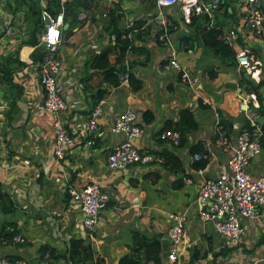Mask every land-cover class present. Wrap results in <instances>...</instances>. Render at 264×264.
Segmentation results:
<instances>
[{"label":"crops","instance_id":"crops-1","mask_svg":"<svg viewBox=\"0 0 264 264\" xmlns=\"http://www.w3.org/2000/svg\"><path fill=\"white\" fill-rule=\"evenodd\" d=\"M7 1L0 0V53H9L19 48V58L28 64L13 73L14 80L21 87L18 98L8 94V90L0 82V157L4 161L0 167V180L8 199L18 205L12 219H16L19 233L24 235L28 243L3 244L0 240V254L10 257L13 255L11 258L25 257L28 264H55L51 259L41 258L36 251L43 243L55 247L64 246L61 239L51 234V226L47 221V215L51 213L58 215V227L62 234L83 237L102 257L103 264H115L118 257L128 251L132 229L141 230L145 234L158 232L162 242L167 225L166 214L178 211L185 216L186 229L178 252L195 248L201 255L207 249L206 255L198 258L194 264H213L211 251L217 250L222 241L214 232L210 221L199 219L195 195L203 177L215 175L218 167L225 163L227 152L215 145L213 136L220 114L242 113L239 95L242 92L236 85L234 65L229 64V57L213 53L203 43L201 29L219 24L220 37L225 40L223 27L236 28L240 23L239 0H221L223 5L214 10L215 18L208 22L203 21L205 16L201 14L194 15V20L189 22L191 14L178 3L157 7L155 0H96L97 4L91 7L94 20L86 18L80 26L74 25L66 37L62 30L57 51L62 61L58 79L67 108L59 116L66 131L79 140L59 159L51 152L53 135L50 122L53 115L43 108V91L37 82L36 62H31L29 57L33 46L20 45V40L27 34L28 21L24 12L26 6L20 0H12L15 11L10 23L2 31L3 23L10 14ZM114 6L121 13V24L135 18H146L152 24L150 38L144 43L150 56L144 64H134L131 67L136 79L142 82L139 88L130 90L126 84L119 83L112 88L107 86L98 98L101 100V113L97 117V128L92 133L93 142L87 145L83 143L84 137L89 133L85 128L87 112L96 99L94 91L103 81L99 70L85 69L83 60L107 42L108 35L101 28V18ZM259 6L264 15V0H259ZM82 12L89 14L90 10L82 9ZM162 22H172L174 25L167 33V38L181 64L191 69L206 68L213 72V76L209 73V79L193 93L178 80L173 69L164 65L163 54L170 51L171 47L162 45L153 37ZM66 26L63 23L62 27ZM44 28L43 23L38 34L40 41ZM227 43L234 50L249 46L256 51L262 64L263 73L260 75L264 74L263 36L237 35ZM130 57L132 58L129 53L128 58ZM134 57L143 61V53H135ZM259 90L264 107V84ZM125 107H132L136 111L138 120L145 129V133L132 139V142L140 149L172 152L185 171L189 169L190 181L172 186L175 174L159 163L129 165L119 169L107 166L108 150L122 138V134L111 132L109 125L115 113ZM184 107L192 111L198 123L197 128L188 134L187 140L182 144L174 145L159 139L157 130L163 122L175 120L179 109ZM145 109L148 110L145 117H149V121L142 118ZM197 141L203 148L208 147L210 153L206 158L207 163L202 166V173H191L190 146ZM247 170L253 175L264 172L263 145ZM90 181L97 182L109 195L106 207L98 213L91 235L81 223L78 203L64 192V186L68 182L80 186ZM8 216L9 212H0V218L6 219ZM242 223L245 234L238 243L252 250L243 253L242 247H235L226 255L219 256L220 259L224 260L229 254L239 252V260L243 263L263 262L264 238L261 243L254 244L260 233L264 234V219L244 218ZM162 264L173 263L167 260ZM231 264L239 263L232 261Z\"/></svg>","mask_w":264,"mask_h":264},{"label":"built area","instance_id":"built-area-1","mask_svg":"<svg viewBox=\"0 0 264 264\" xmlns=\"http://www.w3.org/2000/svg\"><path fill=\"white\" fill-rule=\"evenodd\" d=\"M47 0H38L40 11L46 17L44 31L41 40L45 50L39 63H36L38 83L43 91V108L49 111L53 118L50 122L53 141L51 146L52 155L62 158L64 154L75 145L78 137L69 134L63 126L60 112L67 108L66 101L60 89L58 76L61 73L62 61L57 55L61 42V26L63 23L62 11L50 14L45 10ZM60 2L64 0H59ZM157 7L169 6L178 3L180 7L191 15L207 14L213 15L219 0H155ZM238 12L240 23L234 26L223 27V38L230 42L235 36H263L264 37V15L259 0H239ZM130 19L125 26L131 25ZM173 24L162 22L163 26ZM167 33L163 30L159 33L160 43L166 47H171ZM162 59V58H161ZM164 65L173 69L178 80L189 88L193 93L199 85L209 79L210 71L206 68L191 69L175 57L171 50L163 54ZM122 65L127 67V57L122 60ZM255 55L247 52L243 47H239L234 53L233 74L238 78L244 70L250 71L255 67ZM121 77L120 83L127 85V71L118 72ZM260 77V76H259ZM112 88L113 85H108ZM244 102V97H242ZM191 107V106H190ZM247 125L241 126L234 123L233 136L219 133L213 140L215 145L222 147L227 152L225 163L218 167L215 175L204 176L198 185L195 204L199 219L208 220L221 238V246L224 244L235 245L245 234V227L242 219L258 220L264 219V172L253 175L247 167L251 160L259 153L261 144L260 136L264 134L257 114L250 107L241 108ZM101 113V100H96L88 108L85 128L89 132L84 137L83 143L89 145L93 142L92 133L97 128V117ZM109 130L122 134V138L113 144L107 152V166L111 169L125 168L129 165H140L154 161L158 164L161 157L149 149H140L132 139L142 136L145 129L138 120L137 113L132 107H125L119 110L112 118ZM158 138L177 144L179 133L177 130L162 128L157 130ZM205 148V147H204ZM203 154L194 152L190 158L208 157L210 150L205 148ZM4 161L0 157V167ZM154 164V163H151ZM191 173L196 171L202 173V167L192 168ZM189 172V169L187 170ZM183 182L190 181L188 174L182 176ZM0 191L3 186L0 180ZM64 191L69 194V198L78 203L81 211V223L85 230L91 235L95 228L97 216L100 210L106 207L109 195L97 182L90 181L83 185H76L68 182L64 186ZM167 225L162 239L161 261L159 264L169 259H174L182 247L186 229L184 227L185 216L182 212L169 211L166 214ZM23 240V236L14 233L10 242L15 243ZM0 264H27V258H10L0 255ZM141 264H154L152 261H142Z\"/></svg>","mask_w":264,"mask_h":264},{"label":"trees","instance_id":"trees-1","mask_svg":"<svg viewBox=\"0 0 264 264\" xmlns=\"http://www.w3.org/2000/svg\"><path fill=\"white\" fill-rule=\"evenodd\" d=\"M25 3V15L27 16L28 26L26 28L27 34L20 40V45L27 44L33 46L30 51L29 57L31 62L39 63L41 56L45 50L44 43H42L38 37L40 34L42 25L44 23L42 13L40 11V6L37 0H20ZM10 14L5 19L2 26V31L10 23L11 18L14 14L15 7L12 0H8ZM96 0H64L61 3L59 0H47L45 4V10L50 14H55L60 9L63 12V21L67 22L66 27H62L65 31L64 36H68L71 33V29L74 25L80 26L86 18L89 20H94L95 15L91 11V7L96 5ZM221 5V0H219L217 10ZM81 9V10H80ZM82 9L89 11L87 14L84 12L82 17L78 16L79 11ZM118 7H111L101 21V28L104 33L108 35L107 42L102 45L98 50L92 51L83 61L85 69L94 68L100 71L101 81L103 84H99L94 91L96 94V99H98L103 92H105L108 85H118L122 80L118 72L122 70L127 71V86L130 90H136L142 84V82L134 76L131 67L134 64H144L145 60H148L150 56V51L144 44L150 38V31L152 24H150L146 18H135L131 25L125 26L121 24L120 17L121 13L117 11ZM215 12V11H214ZM209 16L207 14H202L204 17V22H208L215 18V14ZM196 16L190 15L189 22L194 20ZM213 17V18H212ZM172 20V19H171ZM202 21V20H201ZM200 21V22H201ZM172 23V22H169ZM198 25V24H197ZM173 29L172 25L163 26L158 25V28L154 32V39L160 42L158 35L163 30L170 32ZM201 36L203 38V43L207 45L213 53L220 54L222 56H228V62L234 65V49L228 45V43L220 37L221 26H212L209 28L202 27ZM19 45V47H20ZM247 52H253L255 54V60L258 62L255 67L250 71L244 70L241 75L237 78L236 85L240 87L245 93L249 94V98L246 102L247 107L254 110L258 116L261 117L259 124L262 129H264V107L262 105V97L260 94L259 87L264 84V74L262 71V64L259 62V54L254 51L249 46H243ZM19 48L14 49L9 53H0V82L3 83L8 90V94H12L14 98H18L21 87L14 80L13 73L15 71L21 70L26 64L25 60L19 58ZM131 54L132 58H128V54ZM135 53H143V61L134 57ZM127 57L128 65L124 67L122 65V60ZM144 62V63H143ZM256 62V61H255ZM210 71V76H213V72ZM259 74V76H258ZM235 85V86H236ZM103 86V87H102ZM105 86V87H104ZM95 99V101H96ZM148 112L147 109L143 110L142 117L145 121H149V117H145ZM236 121H239L241 126L247 125V119L244 117L243 113L230 115L222 113L219 115V120L217 122V128L215 130L213 140L219 133H223L229 136L233 133V125ZM198 126L197 120L194 117L192 111L187 108H181L178 111V116L175 120H165L162 128H170L177 130L179 133V139L177 144H182L188 138V134L195 130ZM158 137V136H157ZM160 139V138H159ZM162 140V139H161ZM175 144V145H177ZM260 144L264 146V134L260 136ZM161 157V161L158 162L171 172L175 174V179L171 182L172 186H179L182 184V176L188 174L185 168L182 166L177 156L170 151L163 150L154 151ZM205 148L202 147L200 142H195L190 146V152H198L203 154ZM151 163H155L152 161ZM146 163V164H151ZM207 163L206 157H198L197 159H192L190 161V167L197 168L202 167ZM152 165V164H151ZM185 172V173H184ZM65 192V191H64ZM66 195L69 196L67 192ZM9 196L3 191H0V212H9L8 218H0L5 222L0 224V240L3 243L10 242V238L14 233H19V228L17 227L16 219H12V215L15 214V210L18 207L15 201L9 200ZM8 199V200H7ZM7 216V215H5ZM47 221L51 226V234L53 237L61 239L63 242V247H55L47 243L39 245L36 249L40 257L45 259H51L55 264H103V259L98 255L95 249H93L88 241L83 237L75 236L72 234L64 235L61 233L58 227V215L48 214ZM23 240L20 243H28L22 233ZM160 233L153 232L150 234H145L143 231L138 229H132L130 234V244L128 251L120 255L115 264H141L142 261H152L154 264H159L161 261L162 253V243L159 239ZM264 234L260 233L258 239L254 245H257L263 241ZM16 241L15 243H17ZM224 244L220 246L217 250H213L211 262L213 264H219L217 258L219 256L226 255L231 249L235 248L236 245ZM244 251H251L245 247H242ZM243 251V253H244ZM207 249H205L201 255L198 254V250L193 248L191 250H185L183 252H178L174 259H169L173 264H194L198 258L205 256ZM5 255V254H0ZM10 257L9 255H5ZM11 257H14L11 255ZM10 257V258H11ZM257 264H264L259 262Z\"/></svg>","mask_w":264,"mask_h":264},{"label":"rangeland","instance_id":"rangeland-1","mask_svg":"<svg viewBox=\"0 0 264 264\" xmlns=\"http://www.w3.org/2000/svg\"><path fill=\"white\" fill-rule=\"evenodd\" d=\"M163 62H164V59H163ZM4 87H5V85H4ZM6 88V87H5ZM241 94L239 93V95H240V101H241V108L245 105V106H247V104H246V102H247V100H248V98H249V94L248 93H243L244 91H242L241 90ZM8 93V92H7ZM242 97H244V102H243V99H242ZM14 215V214H13ZM12 215V216H13ZM2 222H5L3 219H1L0 220V224L2 223ZM214 229V228H213ZM214 232L217 234V232L215 231V229H214ZM219 237V236H218ZM220 238V237H219ZM221 239V238H220ZM4 244V243H3ZM242 246H244V244H237L236 245V247H242ZM238 251V250H237ZM244 253H245V251H244ZM212 256V255H211ZM240 256H241V254L239 253V252H236L235 254H232V255H230L229 254V257H227L226 256V258L224 259V260H222V259H220L221 257H218L217 258V262L219 261V262H222L223 264H224V261H226L225 262V264H231V262L232 261H234L235 263H239V264H246V263H243L242 261H240L239 259H240ZM42 258V257H41ZM263 260V259H262ZM218 262V263H219Z\"/></svg>","mask_w":264,"mask_h":264},{"label":"clouds","instance_id":"clouds-1","mask_svg":"<svg viewBox=\"0 0 264 264\" xmlns=\"http://www.w3.org/2000/svg\"><path fill=\"white\" fill-rule=\"evenodd\" d=\"M38 1V0H37ZM61 3H63V1L61 2ZM46 4V3H45ZM61 11H62V9H60ZM59 10V11H60ZM81 10V9H80ZM84 15V12H82V11H79V13H78V16L79 17H82ZM62 16H63V12H62ZM42 17H43V15H42ZM44 18H46V17H43V21H44ZM47 20V19H46ZM45 23L46 22H44V25H45ZM63 23H66L67 24V22L66 21H63ZM63 23H62V25H63ZM61 31H62V26H61ZM41 42H42V40H41ZM43 43V42H42ZM20 257V256H19ZM27 264H28V259H27Z\"/></svg>","mask_w":264,"mask_h":264},{"label":"water","instance_id":"water-1","mask_svg":"<svg viewBox=\"0 0 264 264\" xmlns=\"http://www.w3.org/2000/svg\"><path fill=\"white\" fill-rule=\"evenodd\" d=\"M46 21H47L46 18H44V22H46ZM257 119H258V121H259V120H261V117L258 116Z\"/></svg>","mask_w":264,"mask_h":264}]
</instances>
